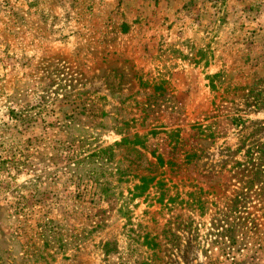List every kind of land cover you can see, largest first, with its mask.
Instances as JSON below:
<instances>
[{"label": "rangeland", "instance_id": "obj_1", "mask_svg": "<svg viewBox=\"0 0 264 264\" xmlns=\"http://www.w3.org/2000/svg\"><path fill=\"white\" fill-rule=\"evenodd\" d=\"M0 264H264V0H0Z\"/></svg>", "mask_w": 264, "mask_h": 264}]
</instances>
